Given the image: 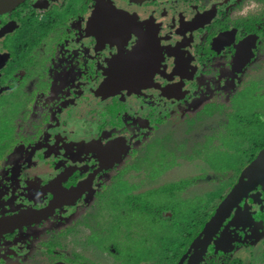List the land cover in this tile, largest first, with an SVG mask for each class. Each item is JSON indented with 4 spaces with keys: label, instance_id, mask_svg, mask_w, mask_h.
<instances>
[{
    "label": "flooded vegetation",
    "instance_id": "flooded-vegetation-1",
    "mask_svg": "<svg viewBox=\"0 0 264 264\" xmlns=\"http://www.w3.org/2000/svg\"><path fill=\"white\" fill-rule=\"evenodd\" d=\"M256 87L264 0L1 15L0 264H264V187L219 209L264 149V114L241 110ZM217 133L215 176L171 171Z\"/></svg>",
    "mask_w": 264,
    "mask_h": 264
},
{
    "label": "rangeland",
    "instance_id": "rangeland-1",
    "mask_svg": "<svg viewBox=\"0 0 264 264\" xmlns=\"http://www.w3.org/2000/svg\"><path fill=\"white\" fill-rule=\"evenodd\" d=\"M260 89L252 88V94L256 95V99H260L262 96H264L263 92L259 91ZM244 101H242L243 106L241 108L242 111H257L258 114L262 115L264 114V101L260 103L259 101L257 102H249L247 103L246 99H249L248 97H244ZM264 100V97L262 98ZM254 108V109H253ZM4 110L2 107H0V114H3ZM180 128H177L179 130ZM214 134V133H213ZM238 137H241L240 135L235 136L236 142H238ZM212 140V141H211ZM211 140H207L205 143L203 142L202 145L197 143V146L192 148L191 150H187L185 157L187 162L186 164L183 163V161H179L177 166H173L171 171L178 175H184V174H189V173H195V171H199L202 174H207V175H213L212 172H214L212 169L214 168L213 166L220 160V157L223 155V153L226 151V145L230 141V138L226 135V137H219L218 133L217 136L214 137ZM175 150H178V147L176 146L174 148ZM198 149V150H196ZM186 150V149H185ZM212 166V167H211ZM155 202L158 203H165L167 201V196L163 194H156L154 196ZM210 201H205L204 206L208 204Z\"/></svg>",
    "mask_w": 264,
    "mask_h": 264
},
{
    "label": "water",
    "instance_id": "water-1",
    "mask_svg": "<svg viewBox=\"0 0 264 264\" xmlns=\"http://www.w3.org/2000/svg\"><path fill=\"white\" fill-rule=\"evenodd\" d=\"M25 0H0V16L12 11ZM255 185L264 187V149L260 151L252 165L247 169L246 177L237 184L227 199L222 203L220 213L225 209H229L240 197L247 191L251 190ZM216 218L210 223V227L215 224Z\"/></svg>",
    "mask_w": 264,
    "mask_h": 264
}]
</instances>
